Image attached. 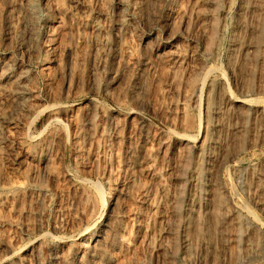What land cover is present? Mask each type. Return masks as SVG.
I'll list each match as a JSON object with an SVG mask.
<instances>
[{
  "label": "rangeland",
  "instance_id": "obj_1",
  "mask_svg": "<svg viewBox=\"0 0 264 264\" xmlns=\"http://www.w3.org/2000/svg\"><path fill=\"white\" fill-rule=\"evenodd\" d=\"M0 264H264V0H0Z\"/></svg>",
  "mask_w": 264,
  "mask_h": 264
}]
</instances>
